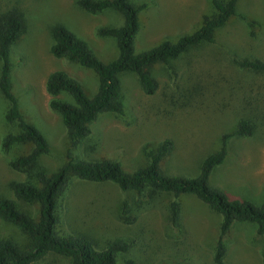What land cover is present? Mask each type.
<instances>
[{"label":"rangeland","instance_id":"rangeland-1","mask_svg":"<svg viewBox=\"0 0 264 264\" xmlns=\"http://www.w3.org/2000/svg\"><path fill=\"white\" fill-rule=\"evenodd\" d=\"M78 0H0V18L12 11L21 14L24 29L11 49L13 94L25 119L47 138L50 152L42 156L36 170L47 175L57 171L70 153L76 160H113L132 173L147 163L145 151L170 139L174 148L162 162V173L193 179L201 163L221 147L222 136L233 133L242 119L255 124L252 137L228 141L225 162L212 173L209 184L230 198L264 202V75L240 69L234 58L264 61V30L258 39L249 38L240 20L232 21L218 33L215 44L190 51L180 60L153 67L157 92L145 95L137 78L121 76V105L124 115L102 114L91 125L92 135L71 147L58 113L49 107L51 97L45 82L54 71H65L78 80L89 97L98 87L97 77L50 53L52 30L63 26L90 46L103 63L117 57L114 39L100 37V27L120 28L123 17L114 10L91 15L77 6ZM145 5L139 13L135 52L147 51L159 43L176 41L196 31L206 18L215 15L210 0H129ZM238 12L264 24V0H239ZM62 99L63 96H58ZM65 99V97H64ZM67 101L73 100L67 97ZM8 103L0 93V199L7 198L32 219L39 216L37 203L25 204L10 189L14 182L37 184L35 172L12 170L9 163L28 155L31 145L4 149L6 135L16 132L5 121ZM169 198L158 197L151 205L137 208L134 193L113 184L72 180L59 207V231L65 236L90 238L99 249L114 241L130 244L117 264H215V244L222 217L194 196L181 198V226L168 220ZM128 201L132 218L123 219L122 203ZM124 220V221H123ZM0 238L11 239L21 248L29 246L28 236L0 218ZM224 264H261L264 238L254 226L236 225L226 238ZM34 264H70L68 258L47 256Z\"/></svg>","mask_w":264,"mask_h":264},{"label":"trees","instance_id":"trees-1","mask_svg":"<svg viewBox=\"0 0 264 264\" xmlns=\"http://www.w3.org/2000/svg\"><path fill=\"white\" fill-rule=\"evenodd\" d=\"M210 2L216 13L206 18L196 31L182 35L174 42L165 40L137 54L135 39L140 25L139 13L145 9V5L136 7L129 0L77 1V6L91 15L107 10L118 12L123 17V25L120 28L100 27L96 31L98 36L116 42L117 57L109 63L99 60L87 42L67 28L56 26L52 30L51 55L55 59L91 70L98 81L92 97L86 94L78 80L65 71L52 72L45 82L46 93L51 97L49 107L61 117L72 148L90 138L91 125L100 115H124L120 103L123 74L135 76L143 93L152 96L158 90V83L152 75L154 66H168L192 50L215 44L218 33L235 20L245 25L249 38L253 40L258 39L264 30L260 20L238 12L239 0ZM23 29L24 19L18 12L12 11L0 18V93L8 103L5 121L16 129V132L5 136L2 147L10 149L12 146L31 145L28 155L12 160L9 166L19 172L30 174L34 171L37 184L14 182L10 189L23 203H37L39 216L34 220L19 209L14 201L0 199V218L21 230L29 239V246L23 249L11 239L0 238V264H34L44 257L55 255L68 258L70 264H117L118 255L129 253L130 244L126 241H114L99 249L88 237L60 233L59 207L73 179L94 184L109 183L122 192L134 193V205L137 208L154 204L158 197L166 196L169 198L167 218L172 227L177 229L181 226V198L185 195L194 196L222 217L215 244V264H224L228 252L226 238L236 225H252L256 235L264 238V202L256 206L250 201L230 198L209 184L214 170L226 160L228 141L233 137L249 138L254 135L256 127L249 119L240 120L233 133L222 136L220 149L203 160L199 175L193 179L162 173L161 164L174 148L170 139L145 151L147 163L132 173L126 172L117 161L76 160L70 153L62 167L50 175L36 170L39 159L50 152V146L43 133L25 119L19 100L13 94L11 49ZM234 63L242 70L264 75V61L257 58H234ZM67 97L73 103L67 101ZM121 215L123 219L132 216L127 200L122 203ZM260 262L264 264V245L260 251ZM126 264L134 263L128 260Z\"/></svg>","mask_w":264,"mask_h":264}]
</instances>
